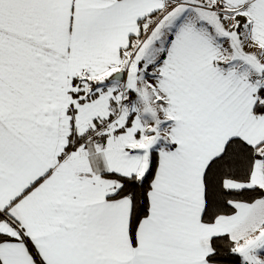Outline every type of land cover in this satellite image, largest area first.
<instances>
[{
    "label": "snow or ice",
    "instance_id": "1",
    "mask_svg": "<svg viewBox=\"0 0 264 264\" xmlns=\"http://www.w3.org/2000/svg\"><path fill=\"white\" fill-rule=\"evenodd\" d=\"M0 264H264V0H0Z\"/></svg>",
    "mask_w": 264,
    "mask_h": 264
}]
</instances>
